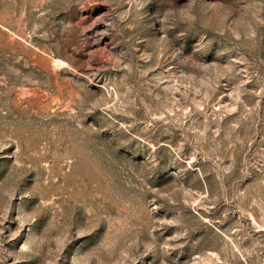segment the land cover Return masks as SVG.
<instances>
[{
	"label": "rangeland",
	"instance_id": "rangeland-1",
	"mask_svg": "<svg viewBox=\"0 0 264 264\" xmlns=\"http://www.w3.org/2000/svg\"><path fill=\"white\" fill-rule=\"evenodd\" d=\"M0 264H264V0H0Z\"/></svg>",
	"mask_w": 264,
	"mask_h": 264
}]
</instances>
